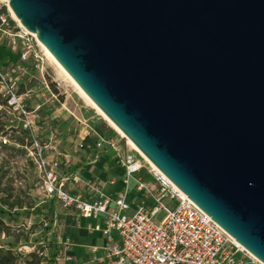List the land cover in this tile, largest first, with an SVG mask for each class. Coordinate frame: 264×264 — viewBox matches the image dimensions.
<instances>
[{"label": "water", "instance_id": "obj_1", "mask_svg": "<svg viewBox=\"0 0 264 264\" xmlns=\"http://www.w3.org/2000/svg\"><path fill=\"white\" fill-rule=\"evenodd\" d=\"M104 122L264 264V0H0Z\"/></svg>", "mask_w": 264, "mask_h": 264}, {"label": "rangeland", "instance_id": "obj_2", "mask_svg": "<svg viewBox=\"0 0 264 264\" xmlns=\"http://www.w3.org/2000/svg\"><path fill=\"white\" fill-rule=\"evenodd\" d=\"M0 14V78L5 85L12 83L13 97L28 114L29 128L28 133L22 131L15 116L3 110L0 102V140L5 143H0V210L15 216L12 223L0 217V250L13 264H62L55 262L65 248V253L72 256V264L81 263L89 237L70 211H61L53 202L38 196L33 165L26 156L30 140L41 151L40 158L45 162L51 158L57 164L60 178L66 183L71 178L76 181L75 186L67 187V192L74 191L83 200L92 199L93 193L112 200L119 195L121 170L107 153H93L97 140L109 143L118 159L133 160L139 171L132 180L145 184L149 182L148 174L153 173L75 96L32 40L22 36L10 22L2 5ZM25 46V52L36 57L35 65L29 55L23 64L19 62ZM62 157L67 158L66 166ZM75 158L79 160L74 162ZM127 194L131 205L129 187ZM160 219L158 214L152 224Z\"/></svg>", "mask_w": 264, "mask_h": 264}, {"label": "built area", "instance_id": "obj_3", "mask_svg": "<svg viewBox=\"0 0 264 264\" xmlns=\"http://www.w3.org/2000/svg\"><path fill=\"white\" fill-rule=\"evenodd\" d=\"M26 50L25 46L19 62L23 64L29 55L32 64L38 63ZM6 84L0 78L1 107L13 114L21 130L28 133V114L13 97L12 83ZM0 143L5 144L2 140ZM29 143L26 156L33 165L38 196L53 202L61 211H70L77 222L85 224V233L99 239L100 245L90 250V254L98 253L99 257L88 264H255L153 172L148 174V183L132 180L138 167L131 158L118 159L109 143L97 140L93 153H108L121 170L115 200L94 193L92 199L83 200L74 191L67 192V187L75 186L76 181L71 178L66 183L57 175V164L51 158L45 162L39 157L41 151L35 142ZM61 161L63 166L67 165L66 157ZM128 187L133 198L131 205L127 201ZM158 214L161 219L154 225L152 221ZM65 251L61 249L55 263L67 262Z\"/></svg>", "mask_w": 264, "mask_h": 264}, {"label": "bare ground", "instance_id": "obj_4", "mask_svg": "<svg viewBox=\"0 0 264 264\" xmlns=\"http://www.w3.org/2000/svg\"><path fill=\"white\" fill-rule=\"evenodd\" d=\"M0 5H2V6L4 7V4H3L2 2H0ZM7 15H8V18H9L10 22H11L13 25H15V23H14L13 20L11 19L10 15L8 14V12H7ZM15 27L19 30V28L17 27V25H15ZM19 32L22 34V36L24 35V36L28 37L29 39L33 40L30 36L26 35L25 33L21 32L20 30H19ZM33 43H34L36 49L39 50V52L43 55V57L45 58V60L49 63V65H50L52 68H55V70L58 72V74L61 76V78L64 80V82H66V83L71 87V89L73 90L75 96L78 97V99H79L83 104H85V106L88 108V110H90V111H92V112L94 113V115L96 116V118L99 119V120H100V121H101V122L107 127V129H108L113 135H115L117 138H119V139L121 140V138L119 137V135H118L115 131H113V129H112L109 125H107V124L104 122V120L101 118V116L98 115V113H97L96 111L93 110V108L88 104V102H87L85 99H83V97H81V96L78 94V92H77L76 89L73 87V85H72L69 81H67V80L65 79V77L63 76V74L59 71V69L56 68V67L54 66V64H52V62L50 61V59L47 57L46 54L43 53V51L41 50V48H40L39 46H37L35 42H33ZM123 142H124V141H123ZM124 146H125L129 151H131L133 154H135V155L141 160V162H142L144 165H146L147 168H149L150 171L153 172V173L157 176V174L153 171V169L150 168V167L145 163V161H143V160L140 158V156H139L138 154H136V153L134 152V150H133V149H132V148H131L126 142H124Z\"/></svg>", "mask_w": 264, "mask_h": 264}, {"label": "crops", "instance_id": "obj_5", "mask_svg": "<svg viewBox=\"0 0 264 264\" xmlns=\"http://www.w3.org/2000/svg\"><path fill=\"white\" fill-rule=\"evenodd\" d=\"M107 154H108V153H107ZM108 155H109V154H108ZM55 157H56V156H55ZM77 160H79V159L75 158L73 161L76 162ZM108 187H111V184L108 183ZM119 190H120V186H119ZM97 195L100 196V194H97ZM103 197H106V198L109 199L108 196H103ZM73 217H74V215H73ZM76 222H77V221H76ZM77 223L82 227V229H83V227L85 226L84 223H80V222H77ZM85 235H86L87 237H89V239H88L87 243H85L86 245H85V247L83 248V253H82V255H81V256H82V257H81L82 261H81V263H80V262H77V263H74V264H88L90 260H93V261H94V260H97L98 257H99V254H98V253L90 254V250H92V249H94V248H97V247L100 245V243H99V239H98L96 236L91 235V234H87V233H85ZM65 258L67 259V262H66V263H62V264H72L71 261H72L73 259H72V256H71L70 253L66 252V253H65ZM91 264H96V263L93 262V263H91Z\"/></svg>", "mask_w": 264, "mask_h": 264}, {"label": "trees", "instance_id": "obj_6", "mask_svg": "<svg viewBox=\"0 0 264 264\" xmlns=\"http://www.w3.org/2000/svg\"><path fill=\"white\" fill-rule=\"evenodd\" d=\"M49 91H50V94H53L51 92V89ZM8 213L9 212L7 210H6V212H2L0 210V217L6 219V221L8 223H12L14 221V219H15V216H9ZM0 264H13V261L8 256V254L6 252L1 251V250H0Z\"/></svg>", "mask_w": 264, "mask_h": 264}]
</instances>
